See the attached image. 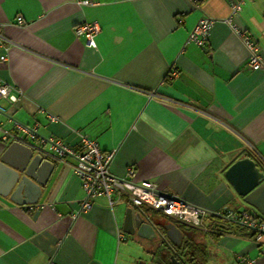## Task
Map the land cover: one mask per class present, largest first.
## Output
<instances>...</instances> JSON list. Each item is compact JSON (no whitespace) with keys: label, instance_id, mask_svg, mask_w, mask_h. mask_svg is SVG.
<instances>
[{"label":"crops","instance_id":"obj_1","mask_svg":"<svg viewBox=\"0 0 264 264\" xmlns=\"http://www.w3.org/2000/svg\"><path fill=\"white\" fill-rule=\"evenodd\" d=\"M80 1L0 0V80L17 95L1 102L0 156L6 129L42 147L53 166L37 202L24 205L2 193L0 170V264H124L129 238L151 264L170 254L183 264H245L241 257L264 264V233L255 241L254 229L225 213L264 214L224 177L243 156L264 171V69L247 65L242 40L252 39L264 57V0H245L232 22L225 19L238 0ZM203 17L213 21L207 37L188 41ZM87 21L100 27L94 48L74 32ZM12 121L34 128L38 140ZM84 136L115 150L112 174L133 166L132 181H151L204 210L202 226L132 207L153 224L157 238L149 239L124 231L131 207L124 197L110 206L96 195L81 209L86 192L49 139L79 149ZM163 220L180 230L179 245Z\"/></svg>","mask_w":264,"mask_h":264},{"label":"built area","instance_id":"obj_2","mask_svg":"<svg viewBox=\"0 0 264 264\" xmlns=\"http://www.w3.org/2000/svg\"><path fill=\"white\" fill-rule=\"evenodd\" d=\"M245 0H238L230 4V15L225 19L226 22H232V15L237 13ZM82 4H92V0H81ZM16 22L22 24V17L17 16ZM213 21L207 17L198 20L192 31L189 33L188 41L192 40L197 44H202L203 39L207 37L209 29ZM100 31L98 22L87 21L75 27L77 36L85 37V45L87 47H96L95 36ZM202 35L203 38L198 36ZM243 42L249 49L247 65L252 69H264V57L260 53L258 45L250 38L243 36ZM0 59H5V55H1ZM175 72H172L174 74ZM13 86L5 81L0 80V113L5 111V107L1 104L6 101L9 104L17 100V95L12 93ZM51 120H56L52 117ZM16 129L28 132L33 139H37L34 128L23 126L16 121H12ZM1 139L3 141L21 140L22 137L13 134L6 129H2ZM21 138V139H20ZM38 140V139H37ZM44 141V139H41ZM51 148L55 156L60 160H65L72 168L74 174L78 177L81 187L86 192V198L81 203V209H88L91 198L96 195H104L108 199L110 206H114L121 197L131 207L141 208L145 205L160 211L164 215L174 220L184 222L192 226H202L201 216L204 210L186 202L180 196L168 191H157L155 183L143 180L140 182L132 181L135 173L133 166H128L124 176H116L109 170V165L115 154V150L103 151L99 148L95 140L81 137L80 148L74 149L66 145L59 139L50 138ZM31 205H29V208ZM227 218H233L239 223L254 229V240L259 241L264 233V220L253 215L249 210L234 211L229 209L225 213ZM245 264H253V259L241 257Z\"/></svg>","mask_w":264,"mask_h":264},{"label":"water","instance_id":"obj_3","mask_svg":"<svg viewBox=\"0 0 264 264\" xmlns=\"http://www.w3.org/2000/svg\"><path fill=\"white\" fill-rule=\"evenodd\" d=\"M45 150L28 141H10L0 156V170L6 176V186L2 193L19 205L37 202L43 186L52 169V162L44 157ZM50 155V154H49ZM225 179L243 200L264 214V171L249 156L234 160L224 171ZM165 228L167 237L179 245L181 232L171 222H159ZM123 229L126 233L157 238L153 224H150L132 207L125 211ZM151 234L147 235L146 234ZM164 264H183L170 254Z\"/></svg>","mask_w":264,"mask_h":264},{"label":"rangeland","instance_id":"obj_4","mask_svg":"<svg viewBox=\"0 0 264 264\" xmlns=\"http://www.w3.org/2000/svg\"><path fill=\"white\" fill-rule=\"evenodd\" d=\"M126 244L129 248L127 249L128 256L124 255V264H135V259L145 260L146 264H151V254L142 250L137 241L129 238Z\"/></svg>","mask_w":264,"mask_h":264},{"label":"trees","instance_id":"obj_5","mask_svg":"<svg viewBox=\"0 0 264 264\" xmlns=\"http://www.w3.org/2000/svg\"><path fill=\"white\" fill-rule=\"evenodd\" d=\"M198 1H200V2H201L202 0H198Z\"/></svg>","mask_w":264,"mask_h":264}]
</instances>
